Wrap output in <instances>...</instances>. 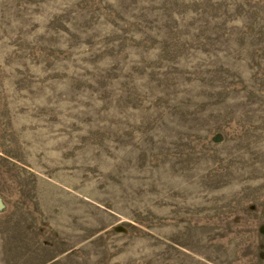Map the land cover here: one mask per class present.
<instances>
[{"label": "rangeland", "instance_id": "1", "mask_svg": "<svg viewBox=\"0 0 264 264\" xmlns=\"http://www.w3.org/2000/svg\"><path fill=\"white\" fill-rule=\"evenodd\" d=\"M0 264H264V0H0Z\"/></svg>", "mask_w": 264, "mask_h": 264}]
</instances>
